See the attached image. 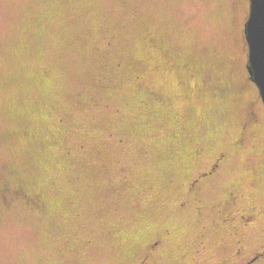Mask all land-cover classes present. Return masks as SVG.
Returning a JSON list of instances; mask_svg holds the SVG:
<instances>
[{
	"label": "rangeland",
	"instance_id": "1",
	"mask_svg": "<svg viewBox=\"0 0 264 264\" xmlns=\"http://www.w3.org/2000/svg\"><path fill=\"white\" fill-rule=\"evenodd\" d=\"M248 12L0 0V264H264Z\"/></svg>",
	"mask_w": 264,
	"mask_h": 264
},
{
	"label": "water",
	"instance_id": "2",
	"mask_svg": "<svg viewBox=\"0 0 264 264\" xmlns=\"http://www.w3.org/2000/svg\"><path fill=\"white\" fill-rule=\"evenodd\" d=\"M243 33L247 44L246 71L264 104V0H249Z\"/></svg>",
	"mask_w": 264,
	"mask_h": 264
},
{
	"label": "flooded vegetation",
	"instance_id": "3",
	"mask_svg": "<svg viewBox=\"0 0 264 264\" xmlns=\"http://www.w3.org/2000/svg\"><path fill=\"white\" fill-rule=\"evenodd\" d=\"M244 26L242 28V32H243ZM248 77V76H247ZM250 82V81H249ZM261 102V99H260ZM261 104L264 106V104L261 102ZM248 120L249 121H253L255 119V115L252 112L248 113ZM261 254H263L262 252L258 254V256H254L253 258L249 259L248 261H246L244 264H253L255 261L258 260V258L261 256ZM264 256V255H263Z\"/></svg>",
	"mask_w": 264,
	"mask_h": 264
}]
</instances>
